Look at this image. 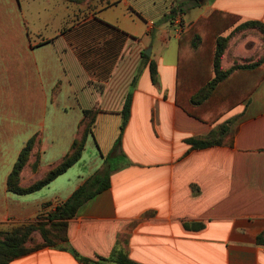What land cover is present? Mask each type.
<instances>
[{
    "label": "crops",
    "instance_id": "1",
    "mask_svg": "<svg viewBox=\"0 0 264 264\" xmlns=\"http://www.w3.org/2000/svg\"><path fill=\"white\" fill-rule=\"evenodd\" d=\"M228 14L236 20L221 31ZM246 21L264 23V0H0V230L52 210L105 164L110 186L67 221L81 256L116 249L140 264H264V75L254 88L243 70L223 81L233 90L205 85L216 37H227L221 69L264 54L256 29L235 30ZM201 52L208 60L195 58ZM92 108L72 166L32 193L7 189L31 136L39 163L23 169V183L65 155ZM224 124L221 144L192 148ZM7 264L96 263L44 246Z\"/></svg>",
    "mask_w": 264,
    "mask_h": 264
},
{
    "label": "trees",
    "instance_id": "2",
    "mask_svg": "<svg viewBox=\"0 0 264 264\" xmlns=\"http://www.w3.org/2000/svg\"><path fill=\"white\" fill-rule=\"evenodd\" d=\"M83 1V0H74ZM213 15L209 17L211 20ZM220 19V18H219ZM223 20L222 29L232 25L236 20L235 16L228 14L226 17L221 18ZM254 28L260 35L264 44V23L257 21H246L239 24L235 30L239 31L242 29ZM199 39V38H198ZM183 38L179 40V51L182 54ZM194 46L197 45L194 43ZM192 44V47H194ZM227 46V37H216L215 48L213 53L210 55V67L214 71V78L206 83L210 88V92L217 88L219 85L220 91H224L225 88L234 89V87L225 86L223 81L229 78V75L235 70H243L251 72L253 77V83L251 87H255L257 82L264 75V69L261 67L264 61V54L254 58L251 62L244 64H235L229 69H221L220 60ZM194 47V48H195ZM199 50V49H198ZM195 58L200 61L208 60V54L196 53ZM262 68L260 75L255 76V70ZM156 73V69L153 63L150 64V74L153 79ZM206 69L199 74V78L205 77ZM202 88V87H201ZM209 95L203 96V100H206ZM131 108V97L128 96L123 104L121 110V123L119 125V135L114 142V148L119 144L122 136V132L128 121ZM96 108L84 109L83 117L80 121L78 132L73 139L68 151L65 155L54 165L42 172L41 176L37 179L32 180L28 183L22 182V171L28 165L32 170L37 168L39 163L38 152H34V149L39 146L37 135L31 136L21 148L17 159L8 174L6 180L7 189L15 194H28L39 190L40 188L47 185L55 177L65 172L70 166H72L81 156L84 149L85 141L88 134L92 131V126L96 119ZM227 132V125L220 126L217 130L211 131L207 136L202 138L190 139L189 142L192 148H202L211 145H219L222 143V138ZM264 151V149H263ZM113 152V150H112ZM35 156L33 162H30V156ZM110 186V169L104 164L102 168L91 174L78 188H76L71 195L64 201L59 202L54 206L52 210L40 212L30 223L16 226L8 231L0 230V264H7L13 259L26 255L38 248L44 246H55L60 249L68 250L76 259L83 263H96L100 264L105 261L117 263V264H140L130 259L127 254L121 250H112L108 258L99 257L98 260H92L78 254L76 250L68 245L66 227L68 219L72 218L80 206H82L87 200L94 197L101 191L107 189ZM49 202L44 204L47 207ZM40 237L41 242H38ZM261 238V236L259 237Z\"/></svg>",
    "mask_w": 264,
    "mask_h": 264
},
{
    "label": "rangeland",
    "instance_id": "3",
    "mask_svg": "<svg viewBox=\"0 0 264 264\" xmlns=\"http://www.w3.org/2000/svg\"><path fill=\"white\" fill-rule=\"evenodd\" d=\"M262 46H264V44Z\"/></svg>",
    "mask_w": 264,
    "mask_h": 264
}]
</instances>
